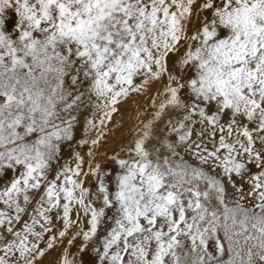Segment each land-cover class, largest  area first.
Wrapping results in <instances>:
<instances>
[{"label": "snow or ice", "instance_id": "1", "mask_svg": "<svg viewBox=\"0 0 264 264\" xmlns=\"http://www.w3.org/2000/svg\"><path fill=\"white\" fill-rule=\"evenodd\" d=\"M0 264H264V0H0Z\"/></svg>", "mask_w": 264, "mask_h": 264}, {"label": "rangeland", "instance_id": "2", "mask_svg": "<svg viewBox=\"0 0 264 264\" xmlns=\"http://www.w3.org/2000/svg\"><path fill=\"white\" fill-rule=\"evenodd\" d=\"M147 103L144 97H137L130 100L121 109V113L114 116L112 123L109 125V147L116 148L126 139L129 128L134 123L136 109ZM58 252H52L48 260H54Z\"/></svg>", "mask_w": 264, "mask_h": 264}]
</instances>
